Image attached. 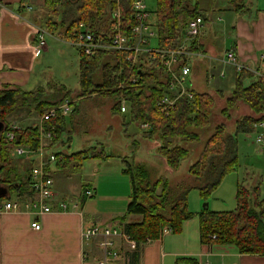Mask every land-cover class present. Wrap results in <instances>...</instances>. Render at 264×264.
Instances as JSON below:
<instances>
[{"label": "trees", "instance_id": "obj_1", "mask_svg": "<svg viewBox=\"0 0 264 264\" xmlns=\"http://www.w3.org/2000/svg\"><path fill=\"white\" fill-rule=\"evenodd\" d=\"M133 0H45L44 9L48 14L45 27L50 33H56L62 39L75 42L79 39L80 25L101 37L104 43L109 42L114 34L113 24L116 22L114 12H121V32L129 38L128 44L133 47L136 37L133 28L138 24L135 17ZM203 0H157V32L158 41L152 50L143 51L137 64L133 66L134 51L130 48L122 50L101 49L94 55H86L80 51L79 79L80 89L77 97L89 98L95 95H109L113 98L112 111L127 117L121 110L123 100L129 104V118L140 127L143 123L151 124L147 132L148 138L158 140L157 151L172 169H179L190 153L185 142L199 143L202 134L214 122L216 99L212 92L195 90V99L189 101L182 96L175 107L168 113L162 112L158 102L169 90L173 78L165 65L167 52L178 49L186 33L190 21L198 16L208 17L203 8ZM230 8L238 15L251 11L247 0H227ZM197 36L189 50L204 55L203 44ZM186 57L181 60L185 64ZM243 68L237 72L233 87L225 94L224 90L215 89L216 93L226 97V105L221 114L228 120L233 111L242 105L250 113L242 114L235 119V129L228 131L225 123L214 126L213 133L205 140L198 159L190 166L189 173L200 184L195 186L203 196L209 197L222 183L224 178L239 168V135L257 132L258 124L264 121V78ZM138 80L133 82V78ZM44 89L27 91L1 90L0 120L7 118L20 108L44 114L48 109L60 105L66 98H71V91L65 86L54 88V92ZM74 99V98H71ZM76 110V109H75ZM74 114H71V116ZM67 117L58 115L43 123L49 131L54 128L59 141L66 128ZM143 131V130H142ZM72 137H69L71 140ZM18 145H27L36 149L40 145V126L31 125L16 133L14 141ZM136 145L138 142L135 143ZM60 166L80 167L88 159H108L116 154L106 153L92 146L72 153L57 152ZM132 184L131 201L124 215L119 219L126 222L130 215H140V222L127 223L125 233L137 246L149 240L163 236L165 227L180 234L184 222L196 215L200 218V238L203 244L233 245L242 254L264 256V198L261 182L247 186L245 181L239 183L237 189V208L231 211H211L208 206L200 213L189 208V190L184 184L171 186L168 179H153L149 167L138 162L129 155L120 156ZM6 150L2 133L0 134V171L8 170L12 165ZM22 188L29 185L22 179L11 182V186ZM20 188V190H21ZM86 197V187L82 190ZM216 237V238H214Z\"/></svg>", "mask_w": 264, "mask_h": 264}, {"label": "crops", "instance_id": "obj_2", "mask_svg": "<svg viewBox=\"0 0 264 264\" xmlns=\"http://www.w3.org/2000/svg\"><path fill=\"white\" fill-rule=\"evenodd\" d=\"M247 1L251 11L238 15L226 0H203L205 13L213 20L205 19L200 35L204 55L192 61L190 81L196 91L223 90V82L233 87L237 70L224 62L227 50H233L238 63L254 73L255 78H264V9L253 0ZM191 2L194 4L196 0ZM44 3L45 0H0V88L3 91L18 88L34 91L44 85L47 77L43 76L41 65L37 72V58L47 52L48 44L46 41L39 53L35 51L38 29H45L54 36L45 27L48 14ZM221 13L234 14L231 31L227 26L217 28L224 20ZM35 114L20 108L7 120L19 123L22 128L41 126L42 114L37 113L39 118ZM67 131V134L72 132L70 128ZM69 137L62 140V135L59 141H49L43 158L48 161L59 146H71ZM120 156L88 159L80 167L67 168L57 161L46 163L43 171L55 182L49 212L31 205L38 199L33 188V173L41 169V154L35 153L29 159L19 158L6 174L5 170L0 171V264H99L104 258L100 237L86 239L84 232L95 225H107L125 233L128 222L142 219L140 215H130L126 222L119 219L127 210L132 192L131 179L124 172L126 167ZM19 179L28 181L29 185L12 187L11 182ZM85 185L86 191H94L92 197L83 196ZM7 202L16 203L17 208L5 209ZM114 202L125 205L123 213L115 211ZM33 222L40 223L41 228H34ZM114 240L119 255L111 264H264V256L242 254L233 245L203 244L200 218L198 224L185 221L180 234L171 230L136 248L123 236H116Z\"/></svg>", "mask_w": 264, "mask_h": 264}, {"label": "rangeland", "instance_id": "obj_3", "mask_svg": "<svg viewBox=\"0 0 264 264\" xmlns=\"http://www.w3.org/2000/svg\"><path fill=\"white\" fill-rule=\"evenodd\" d=\"M145 2L149 11H151L150 21L157 23V0H145ZM253 2L259 8L264 9V0H253ZM229 14H220L224 17V20L217 24V28L223 29V27L227 26L228 31L232 30L231 23L234 14ZM46 41L48 50L47 52H42L37 58V72L40 71H38V68L41 65V70L44 73L43 76L46 75L47 78L43 83L44 85L38 89H44L42 93H45L48 91L54 92V88H58L61 85L65 86L71 91V98H74L72 99L74 101L73 105L76 108L73 116H68V124L66 123V128H70L72 132L71 134H67L68 132L63 133L62 139L67 140L71 136V146L68 144L59 146L56 148L57 152L72 153L97 146L99 150H103L106 153L134 157L136 161L145 163L149 167L153 179L164 177L175 188L183 184L186 187H193L189 190V208L195 213L203 211L207 207L205 206L206 203L209 204L208 209L211 211L235 210L237 208L238 185L244 181L247 186H255L261 182L262 197L264 198V148L256 142L257 136L260 133H264L263 129H258L257 132L251 134L239 135V168L228 174L221 185L209 197L203 196L195 187L200 182L189 173L190 166L198 159L205 140L213 133L214 126L223 122L226 124L229 132L233 131L236 127L235 119L238 116H242V114L250 113L247 111L246 106L241 105L239 109L234 110L232 118L228 120L221 114V109L226 105V97L211 90L216 99L214 122L202 134L200 145L199 143H193L190 146V142H185V145L190 148V153L182 162L179 169H172L166 164L164 157L157 151L158 140L155 141L148 138V130L142 128V131L136 123L129 122L131 120L128 110L124 112L128 124L124 123L123 117L120 114L113 113L112 107L114 100L111 96L95 95L89 98L77 97V91L80 89V51L73 45V42L62 39L56 33H54V36L47 33ZM157 41L158 37L156 36L152 40L153 46L157 45ZM223 46L224 44L221 46L222 51L224 50ZM211 87L214 86L211 85ZM229 88L231 89L229 84L223 82L222 89L229 91ZM34 114L38 117L37 112H34ZM136 142H138L137 145L135 144ZM9 159L12 162L18 160L10 156ZM7 171L6 169L5 174ZM127 178L129 180V177ZM85 184L88 183L85 182ZM115 202L112 203L116 205L114 207L115 211L123 213L122 211H124L125 205ZM191 220L198 224L199 216L196 215Z\"/></svg>", "mask_w": 264, "mask_h": 264}, {"label": "built area", "instance_id": "obj_4", "mask_svg": "<svg viewBox=\"0 0 264 264\" xmlns=\"http://www.w3.org/2000/svg\"><path fill=\"white\" fill-rule=\"evenodd\" d=\"M133 7L135 11V17L138 21V24L133 28V34L136 37V43L133 47L128 44L129 38L127 35H124L121 32V12L116 10L114 12V17L116 22L112 26L114 32L111 40L104 43L100 36L86 28V25L82 23L80 25L79 39L73 42V45L76 46L79 51L83 52L86 55H94L101 49H113V50H122L130 48L134 51V56L130 59L133 61V66L137 64V60L140 54L143 51L152 50V40L154 37L158 36L156 23L150 21L151 11H149L148 6L145 0H133ZM205 26L204 16H198L190 21L186 33L183 38L181 46L176 50H171L167 52V57L165 59V65L168 68V71L172 75L170 81L169 90L164 95V97L158 102V105L161 107L162 112L168 113L171 108L175 107L176 101L178 98L185 96L191 102L195 99V93L192 89V84L190 81V74L192 68V61L197 56H202L201 53L192 52L189 50L192 41L200 36ZM47 32L45 29H38V42L35 47L36 52H40L46 46V37ZM186 57L185 64H181L183 57ZM224 62L235 66L237 72L243 70L244 66L238 63L237 56L233 50H227ZM224 76V72L221 74ZM138 79L133 78V82H136ZM1 91V88H0ZM1 99V94H0ZM74 101L70 98H66L60 105L54 106L48 109L41 116V126H40V145L38 148L33 149L27 145H18L15 144L16 133L23 131L22 128L15 121H6L4 122V128L2 130V136L6 144V150L8 155L11 158H25L29 159L31 155L35 153L41 154V169L35 170L33 173V188L38 194V199L32 202V206L39 207L43 212H49L52 210L51 203L54 201L55 196V182L54 179L45 175L43 171V166L48 162L57 161V159H62V156H57L56 153H53L49 156V160L46 161L43 158L44 148L47 146L49 141H52L56 137L54 128L46 131L43 128V123L50 119L56 118L58 115L68 117L72 114L74 108ZM122 112L129 111V104L126 100L122 101L121 104ZM143 129L149 130L151 124L143 123L141 125ZM259 129L264 130V121L258 124ZM256 142L262 148H264V133H260ZM88 197L94 195L92 189L86 191ZM65 206V205H64ZM17 204L14 202H7L5 204V209H16ZM32 226L36 229H40L41 225L38 222H33ZM171 231L170 227H165L163 234ZM116 236H123L129 243L132 248L137 247V242L132 240L126 233L122 232L117 227L107 226V225H95L88 228L84 232V237L86 239H91L94 237H100V246L104 250V258L99 262V264H111L113 260L117 259L118 252L115 250V240ZM216 238V237H214Z\"/></svg>", "mask_w": 264, "mask_h": 264}, {"label": "water", "instance_id": "obj_5", "mask_svg": "<svg viewBox=\"0 0 264 264\" xmlns=\"http://www.w3.org/2000/svg\"><path fill=\"white\" fill-rule=\"evenodd\" d=\"M3 128H4V122L0 120V131H2V130H3ZM208 205H209V204H208V203H206V205H205V206H208Z\"/></svg>", "mask_w": 264, "mask_h": 264}, {"label": "flooded vegetation", "instance_id": "obj_6", "mask_svg": "<svg viewBox=\"0 0 264 264\" xmlns=\"http://www.w3.org/2000/svg\"><path fill=\"white\" fill-rule=\"evenodd\" d=\"M2 133V131H0V134Z\"/></svg>", "mask_w": 264, "mask_h": 264}]
</instances>
